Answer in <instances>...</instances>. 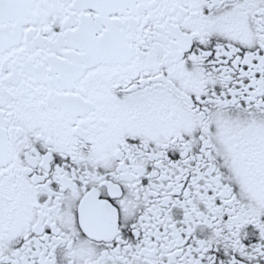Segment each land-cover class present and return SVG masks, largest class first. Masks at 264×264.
<instances>
[{
	"label": "snow or ice",
	"instance_id": "1",
	"mask_svg": "<svg viewBox=\"0 0 264 264\" xmlns=\"http://www.w3.org/2000/svg\"><path fill=\"white\" fill-rule=\"evenodd\" d=\"M0 264H264V0H0Z\"/></svg>",
	"mask_w": 264,
	"mask_h": 264
}]
</instances>
